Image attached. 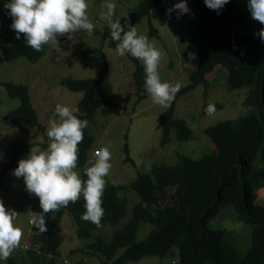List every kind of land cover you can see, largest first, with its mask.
<instances>
[{
    "label": "trees",
    "instance_id": "1",
    "mask_svg": "<svg viewBox=\"0 0 264 264\" xmlns=\"http://www.w3.org/2000/svg\"><path fill=\"white\" fill-rule=\"evenodd\" d=\"M198 5V21L191 31L185 48L193 52L197 59L193 67H187V79L176 94L186 93L201 86L202 95L215 88L233 89L246 87L243 103L250 104L252 110L232 118H223L203 128L212 143V150L198 157L176 153L173 163H153L148 171H137L127 182L139 197L130 208L129 216L117 223L125 212V198L119 192L123 184H106L102 200L104 215L101 227L81 219L85 212L83 196L75 203L55 212L44 233L32 232L33 242H38L37 251H24L35 264L48 260L60 243V216L67 210L75 223V233L81 239L80 260L94 258L97 264H123L145 255H159L176 250L174 262L156 264H264V205L254 202L255 189L264 184V42L256 35L262 25L244 10L246 4L240 0H229L217 12L210 9L204 0H195ZM154 8L159 20L165 22L173 18L172 7L160 5L158 0H139L138 6L127 10L121 17L133 24ZM248 9V8H247ZM249 11V10H248ZM126 16V17H125ZM99 33L101 41L114 46L108 24ZM147 34L158 36L157 29L148 22ZM64 37H58L61 40ZM35 51L26 44L24 35L8 42L0 33V63L18 56L36 61L44 52ZM132 59L134 100L148 96L144 89V68ZM106 61L102 59L100 70L93 76L60 79L70 90H80L76 101L86 116L80 119L93 120L95 108L107 114L115 109V102L100 90L106 74ZM225 71L223 75L219 73ZM5 93L17 97L19 102L2 114L19 131L31 128L43 130L44 125L36 119V110L29 100L27 88L21 82L0 81ZM211 89V90H210ZM175 97V99H176ZM175 99L169 107L159 112L156 127L159 129V144L170 139L187 140L191 130L185 120L175 113ZM84 139L79 144L77 168L82 179L83 165L94 140V135L83 130ZM48 138L40 142L45 148ZM27 144L20 138L9 140L5 153L8 158L0 168V178L5 168H16L15 158ZM94 149V147L92 148ZM126 152V143L123 147ZM95 150L92 151L94 154ZM228 203L234 215L250 224V242L239 255L230 233L220 226L208 225L209 219L219 206ZM139 221H146L150 228L141 239L135 240ZM107 235V233H109ZM33 235V236H32ZM38 240V241H36ZM81 262H79L80 264ZM5 264H14L8 259Z\"/></svg>",
    "mask_w": 264,
    "mask_h": 264
},
{
    "label": "rangeland",
    "instance_id": "2",
    "mask_svg": "<svg viewBox=\"0 0 264 264\" xmlns=\"http://www.w3.org/2000/svg\"><path fill=\"white\" fill-rule=\"evenodd\" d=\"M246 4V1L240 0ZM8 0H0V33H4L7 41L12 42L15 36L11 29L12 18L4 8ZM88 4L87 14L90 22L94 24V30H84L59 40L60 50L50 43L45 44V50L40 57L32 62L24 56H18L0 63V81L10 80L25 84L29 100L36 110V119L44 125L43 130L31 128L23 132L2 114L19 102L17 97H11L5 93L0 85V168L7 160L5 146L9 140L20 138L27 144L17 154L15 161L26 158L33 147H40V142L46 140L48 121L55 115V106L61 104L67 107H75L76 101L81 97L80 90H70L60 79L69 77H88L96 74L101 66L102 59L106 61V74L103 76L100 90L115 102L114 111L104 114L96 107L92 121H88L87 130L94 135L91 148L83 168L90 167L95 161L92 153L100 147H108L112 159V167L108 176L104 179L106 184H123L119 192L125 198V212L117 223H122L129 216L130 208L139 200L136 192L127 185L137 171H148L153 163H173L176 153H184L191 157H198L212 150V143L205 135L203 128L217 120L232 118L252 110L250 104L243 103L246 87L233 89L215 88L202 95L201 86L198 85L186 93L179 94L175 99V113L182 117L189 126L191 137L187 140H177L171 134L170 139L164 144H159V129L156 122L162 107L153 102L148 95L132 104L134 100L133 79L131 71L134 64L126 53L120 57L116 55L115 45H107L100 40L96 30H100L108 21L101 19L106 12L104 5L113 2L117 5L113 20L120 18L127 10L139 4V0H86ZM180 0H158L160 5L172 7ZM189 12L179 14L174 10L173 18L165 22L159 20V15L151 8L147 15L141 16L132 25L136 26L139 34L146 35L163 53L158 72L164 82L181 85L187 79L186 68L193 67L196 63V55L185 48L186 41L198 21V5L195 0H186ZM244 10L250 13L245 5ZM148 22L157 29L158 36L147 34ZM142 66L143 62L137 60ZM144 68V66H143ZM225 71L220 75L224 78ZM209 104L215 105L216 112L209 115L206 109ZM58 118V117H57ZM126 143V152L123 147ZM47 147V146H46ZM45 147V148H46ZM94 147V149H92ZM44 149V148H42ZM14 168H5L0 178V200L6 209H13L20 215L15 224L23 232L22 239L30 248L38 246V242L30 241L35 226L27 222L30 211L40 212L39 199L34 194L26 191L23 178L13 175ZM79 173V168L76 169ZM254 202L264 205V184L256 187ZM55 212L48 213L45 217L46 227ZM29 220V219H28ZM208 225L220 226L230 233L234 240L236 250L242 255L250 242V224L237 218L228 203H223L215 214L209 219ZM60 243L52 256L53 264H97L94 258L87 257L83 261L79 258L81 239L75 233V223L71 214L65 210L60 216ZM150 224L139 221L135 232V240L141 239L147 233ZM39 230L36 229V232ZM107 233V235H109ZM33 236V235H32ZM38 241V240H36ZM34 243V244H33ZM20 243L19 249L13 255L16 264H34L26 254ZM13 251V252H14ZM12 252V253H13ZM11 253V254H12ZM176 250L159 255H145L137 260L126 261L123 264H156L169 263L171 258H176ZM5 264V260H0ZM42 264H48L44 260ZM178 264V263H175Z\"/></svg>",
    "mask_w": 264,
    "mask_h": 264
},
{
    "label": "clouds",
    "instance_id": "3",
    "mask_svg": "<svg viewBox=\"0 0 264 264\" xmlns=\"http://www.w3.org/2000/svg\"><path fill=\"white\" fill-rule=\"evenodd\" d=\"M228 2L229 0H204L207 7L217 12ZM104 7L106 12L101 15V19L108 21L116 55L123 57L127 53L142 61L145 91L154 103L169 107L182 85L179 82L172 84L161 80L158 68L162 51L146 35L139 34L136 26L127 19L124 25L120 18L112 19L117 7L115 3H106ZM4 8L12 18L10 27L14 30L16 39H20L23 34L26 44L35 51H41L42 45L49 43L60 50L58 37L67 36L71 39L72 34L78 31L94 30V24L90 22L87 14L86 0H8ZM247 8L251 17L262 25L256 35L264 42V0H247ZM174 10L179 14L189 12L186 0H180L167 11L171 13ZM206 112L214 115L215 105L209 104ZM81 116H86V113L79 107L70 108L57 104L54 117L48 121L47 147L31 148L27 157L20 159L13 170L16 178H23L26 191L39 199L41 211H30L27 222H31L40 233L47 231L45 217L48 213L66 208L70 202L75 203L81 196L85 208L81 219L101 227L104 215L102 196L106 187L104 178L112 167V155L106 146L96 149L94 163L84 170L86 179L81 178L76 170L79 160L78 146L83 142V130L88 126V120L80 119ZM19 215L13 209H6L0 200V260L6 262L10 259L14 264L13 255L17 252L14 250L20 248V243H23L24 250L30 248L22 239V229L15 224ZM32 249L37 251V246ZM170 262H174V259L171 258Z\"/></svg>",
    "mask_w": 264,
    "mask_h": 264
}]
</instances>
